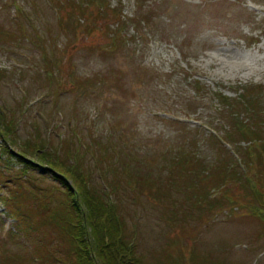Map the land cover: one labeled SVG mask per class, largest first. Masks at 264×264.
Segmentation results:
<instances>
[{"label": "rangeland", "instance_id": "374dc122", "mask_svg": "<svg viewBox=\"0 0 264 264\" xmlns=\"http://www.w3.org/2000/svg\"><path fill=\"white\" fill-rule=\"evenodd\" d=\"M73 1L75 15L65 9L70 22L63 26L49 0H0V28L20 37L0 43V124L13 121L15 147L38 134L55 144L72 138V147L80 144L84 151L90 143L88 150L102 157L100 143L107 141L115 162L122 167L126 160L152 180L167 174L165 163L181 147L203 163L231 159L233 148L243 151L248 142L236 132L233 117L243 112L232 104L230 113L221 93L232 99L255 86L264 112V0H106L102 13L95 3ZM113 11H120L125 25L117 28ZM35 33H44L45 43ZM261 112L255 121L264 134ZM209 123L228 137L229 131L235 134L233 145L214 139ZM2 143L0 137V150ZM85 153L86 165L101 180V158L96 162L91 151ZM20 166L0 157V167L10 174L17 170L24 188L38 184L65 195L54 178L37 171L21 175ZM15 186L13 175L4 184L0 174V264L10 258L12 264H37L40 235L55 232L44 226L33 239L14 224L5 195ZM120 194L130 227L137 225L142 249L152 259L176 236L183 241L169 247L182 255L187 233L203 253L232 264H264V232L254 217L221 213L201 232L194 219L184 230L179 218L175 228L166 221L165 202L130 188Z\"/></svg>", "mask_w": 264, "mask_h": 264}, {"label": "trees", "instance_id": "16d2710c", "mask_svg": "<svg viewBox=\"0 0 264 264\" xmlns=\"http://www.w3.org/2000/svg\"><path fill=\"white\" fill-rule=\"evenodd\" d=\"M49 1L58 12L60 24L64 26L69 23L63 11L70 7L67 12L70 17L74 16L72 8L78 3L73 0ZM80 1L95 3V8L100 13L108 6L106 0ZM86 8L89 7H84ZM113 14L117 18V28L125 25L120 11H113ZM77 21L75 18L76 26L79 24ZM35 37L45 43L44 33H35ZM19 38L8 29L0 28V43H11ZM26 38L30 39L28 35ZM45 60L48 65L54 63L50 62L47 54ZM2 73L3 70L0 69V74ZM250 88L254 90L248 89L249 92L233 97V100L231 96L221 93L222 102L228 104V108L236 104L234 110L239 107V111L243 112L240 114L229 108L230 113H235L233 117H237L234 123L236 132L242 140L248 142L243 151L233 148L236 152L233 158L223 155L218 158L219 161L203 163L194 152L181 147L174 157L175 161L169 158L165 163L167 174L153 177V180L136 174L135 167L132 169V165L126 160L122 168L112 159L114 154L108 150L112 151L113 146L107 141L100 143L102 157L93 148L88 150L90 143L84 151L79 147L80 144L72 147V143L76 142L72 138L57 140L55 144L46 137L39 139L38 134L36 139L34 135L33 138L27 136L21 148H17L14 146L18 138H14L13 121L1 123L0 137L4 143L1 144L0 157L4 154L6 162L9 163L14 159L18 161L21 164V175L37 171L42 176L54 178L58 182L57 188L65 194L49 189L44 191V186L38 184L35 185L36 188H24V182L17 170L15 174H7L0 167L4 183L9 175L20 181L12 195H5L7 213L15 217L16 224L25 228L28 238L37 237L38 234L34 232L44 226L55 232L54 237L38 236L41 242L36 250L37 264H232L211 255L210 252L203 253L197 248L195 239H191L192 244L190 243L187 233L186 248L182 249V255L173 254L169 247L177 243V239L180 241L181 238L176 236L169 241L163 255L153 259L148 257L138 239L137 225L133 222L130 227L122 206L124 201L120 200L119 194L121 190L130 188L132 192L138 190L158 202H165V219L174 228L177 226L174 223L175 217L181 220L180 225L183 226L180 227L184 230L187 221L194 219L200 222L201 232V226L206 225L214 216L230 213L232 217L245 214L256 218L264 232V134L260 131L259 123L255 121V118L257 120L261 116L258 113L262 110L261 97L258 92L255 93L257 87ZM261 113L264 115V112ZM209 126L214 139L221 137L225 143L233 145L232 138H236L235 134L234 136L229 131L228 137L211 123ZM85 152H89L96 162L101 158V180L86 165L84 158L88 154ZM144 184L145 188L142 187ZM184 204L195 209L182 207ZM28 257L34 260L31 256ZM12 262L13 259L10 258L6 264Z\"/></svg>", "mask_w": 264, "mask_h": 264}, {"label": "bare ground", "instance_id": "6f19581e", "mask_svg": "<svg viewBox=\"0 0 264 264\" xmlns=\"http://www.w3.org/2000/svg\"><path fill=\"white\" fill-rule=\"evenodd\" d=\"M10 168L12 169L13 167L12 166H10ZM7 172H10V171H7ZM16 172V171H15ZM15 172H13L14 174H15ZM5 184V183H4ZM16 184L17 185H19L20 184V181H16ZM15 224H16V222H15ZM22 227V226H21Z\"/></svg>", "mask_w": 264, "mask_h": 264}]
</instances>
